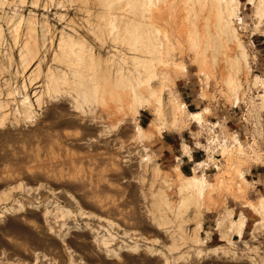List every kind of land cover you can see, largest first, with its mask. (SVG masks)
I'll list each match as a JSON object with an SVG mask.
<instances>
[{"label":"rangeland","instance_id":"obj_1","mask_svg":"<svg viewBox=\"0 0 264 264\" xmlns=\"http://www.w3.org/2000/svg\"><path fill=\"white\" fill-rule=\"evenodd\" d=\"M132 1L0 0V264H264V0Z\"/></svg>","mask_w":264,"mask_h":264},{"label":"bare ground","instance_id":"obj_2","mask_svg":"<svg viewBox=\"0 0 264 264\" xmlns=\"http://www.w3.org/2000/svg\"><path fill=\"white\" fill-rule=\"evenodd\" d=\"M131 5H132V11H133V13H135V18H139V24H138V26H136V28L133 27L134 31H132L131 38L128 39V41L130 42V45H134L136 42L139 41L141 43V48H148L149 49L148 52H150L151 54L152 53H158L159 50L157 49V46H156V44L154 42L155 37L152 36V34L154 33V24H153L155 22L154 15L152 13L149 14V15L146 13V11H149L150 9H148V10L145 9L142 1H138V0L132 1ZM152 9L153 8H151V11H152ZM148 21H150V24H149ZM127 26H126V28H127ZM130 28L127 29V30H130ZM127 30H126V32H127ZM127 33H129V32H127ZM138 96L139 95H136V94L134 95V97H135L134 98L135 99L134 103L136 105L141 103L140 100H141L142 97L139 98ZM144 102L142 101V104ZM160 102H161V100H160ZM146 105H148V104H146ZM183 106L185 108L186 105H183ZM138 107H140V106L138 105ZM181 108H183V107H180V109ZM136 111H137V109H136ZM190 115H191L192 119L194 118L195 120H199V121H201V119H202L201 112H198V111L197 112H191ZM144 131H145V129L142 128L141 126L137 127V132H138L139 137H141L145 133ZM215 137L216 136H214V138ZM212 138H211V140H212ZM237 139L235 137V140H237ZM223 140H225V139H223ZM216 141H217V145H219L224 152L229 150L228 149L229 145H226L227 144L226 141L223 142V141H220V139H216ZM212 142L215 143V140H213ZM202 165H204V163L203 162H199L198 166H202ZM187 179H188V181L186 182L187 183L186 184L187 187H190V188H192L194 190H197L199 195H201L204 192V189L207 186V182H206L205 177H202L201 175H200V177H198L197 175L196 176L192 175L191 177L188 176ZM262 199L264 200V198H262ZM260 203L261 204H258L257 207L255 206V210L257 211V213L260 215L261 218H260V220L258 222H256V224H255L256 228L255 227L253 228L254 232H256L255 231L256 229H258V230L262 229V231L259 230V232H263V230H264L263 229L264 228V203H263L262 200L260 201ZM231 214L229 212L228 215L230 216ZM228 215H226V216H228ZM227 220L230 221V224H229V221L228 222L226 221L227 222V224H226L225 220H223L224 222L220 221L219 224H218L219 225L218 229L221 230L222 238L225 239V240L227 239L229 242H231V241H233L232 240L233 239V234L236 233L237 237L242 239L243 238V229H244V225H245V216L242 214L239 218L232 219L231 217H229V219L227 218ZM257 233H258V231H257ZM219 248H221V247H219ZM217 249H218V247H217ZM217 249L215 247V250H217Z\"/></svg>","mask_w":264,"mask_h":264},{"label":"crops","instance_id":"obj_3","mask_svg":"<svg viewBox=\"0 0 264 264\" xmlns=\"http://www.w3.org/2000/svg\"><path fill=\"white\" fill-rule=\"evenodd\" d=\"M259 215V214H258ZM245 216V215H244ZM260 216V215H259ZM261 218V217H260ZM259 221V220H258ZM257 221V222H258ZM246 223H247V217L245 216V225H244V229H243V234L245 232V229H246ZM236 235V233L233 234V236ZM237 236V235H236Z\"/></svg>","mask_w":264,"mask_h":264}]
</instances>
